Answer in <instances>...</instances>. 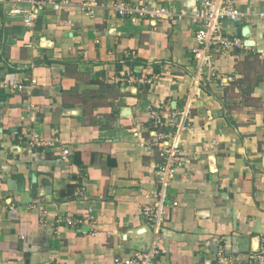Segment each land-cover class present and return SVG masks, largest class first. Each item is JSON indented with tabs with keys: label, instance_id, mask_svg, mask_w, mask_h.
<instances>
[{
	"label": "crops",
	"instance_id": "crops-1",
	"mask_svg": "<svg viewBox=\"0 0 264 264\" xmlns=\"http://www.w3.org/2000/svg\"><path fill=\"white\" fill-rule=\"evenodd\" d=\"M68 1L27 24L0 0V264H113L155 242L157 264L264 251V0H237L242 20L223 31L243 46L213 51L212 81L192 52L199 0H125L166 7L161 17ZM128 71L159 78L150 88ZM155 98L185 112L187 162L162 195ZM32 130L55 145L25 148L19 136ZM158 202L156 234L142 208Z\"/></svg>",
	"mask_w": 264,
	"mask_h": 264
},
{
	"label": "built area",
	"instance_id": "built-area-1",
	"mask_svg": "<svg viewBox=\"0 0 264 264\" xmlns=\"http://www.w3.org/2000/svg\"><path fill=\"white\" fill-rule=\"evenodd\" d=\"M7 13L10 16H23L27 24H31L38 16L40 11L48 8L60 10L63 5L68 4V0H6ZM82 6L91 15L98 6L95 0H83ZM113 8L122 15L148 14L150 16L161 17L168 14L166 7L148 9L146 6L133 7L125 0H116L113 2ZM243 12L238 6L237 0H199V4L194 8L192 21L197 25L195 33V45L192 49L198 67L207 81H212L220 76V70L216 65L213 51H230L235 47H242L243 41L238 37H230L224 34L223 22L230 20L240 22ZM159 76L141 75L136 76L131 71L127 72L125 80L129 83L147 84L153 88ZM31 83H36L35 79ZM18 89L23 85L19 84ZM184 116V117H183ZM185 112H170L168 106L163 100L155 98L149 107L150 128L154 131L152 137L153 145L157 146L162 162L157 165L156 176L160 186L159 193L162 195L169 184L174 179L178 168L187 162L186 155L181 146L177 143V131L185 127ZM20 143L25 148L53 146L57 139H45L36 130L29 134L19 136ZM68 149L63 153L68 154ZM2 183L0 182V185ZM158 203L155 205H144L142 215L148 220L156 234H159L163 217L158 209ZM177 204V203H175ZM12 210V208H11ZM44 215V211L43 214ZM66 224L75 226L81 219H75L67 216ZM161 254L160 246L153 243L147 251H134L127 256H115L113 264H157L158 257ZM43 264H56L50 260ZM216 264H264V251L253 253L250 259L246 261H234L227 257L222 251L216 253Z\"/></svg>",
	"mask_w": 264,
	"mask_h": 264
},
{
	"label": "water",
	"instance_id": "water-1",
	"mask_svg": "<svg viewBox=\"0 0 264 264\" xmlns=\"http://www.w3.org/2000/svg\"><path fill=\"white\" fill-rule=\"evenodd\" d=\"M135 89V88H134ZM133 89V90H134ZM127 113V115H130L131 113H130V109L128 108V107H124V108H122V113ZM17 147V149H18V147L20 148V146H16ZM258 250H259V248L258 247H256V249H255V252H258Z\"/></svg>",
	"mask_w": 264,
	"mask_h": 264
}]
</instances>
